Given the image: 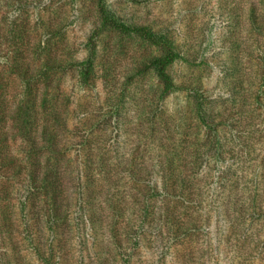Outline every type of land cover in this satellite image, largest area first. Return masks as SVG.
<instances>
[{"label": "rangeland", "instance_id": "obj_1", "mask_svg": "<svg viewBox=\"0 0 264 264\" xmlns=\"http://www.w3.org/2000/svg\"><path fill=\"white\" fill-rule=\"evenodd\" d=\"M107 6L122 22L172 40L178 90L163 101L146 68L161 52L138 38L101 32L95 77L80 78L75 65L101 27L98 0H0V264H264V0ZM15 21L33 70L49 38L66 61L51 88L56 97L39 108L41 118L53 105L59 115L47 123L69 143L60 148L64 165H83L90 152L96 168L91 200L76 197L84 183H60L73 195L64 191L53 227L47 197L19 189L24 123L15 116L21 90L8 46ZM36 90L41 103L45 84ZM168 171L187 180L182 189L176 183L178 196L162 190Z\"/></svg>", "mask_w": 264, "mask_h": 264}, {"label": "trees", "instance_id": "obj_2", "mask_svg": "<svg viewBox=\"0 0 264 264\" xmlns=\"http://www.w3.org/2000/svg\"><path fill=\"white\" fill-rule=\"evenodd\" d=\"M98 16L101 22V27L99 30L94 32L92 39L89 41L90 53L87 59L79 64L75 65L80 73V78L84 81H91L95 77V57H96V43L95 38L103 31L119 33L123 37H131L140 39L145 45L157 48L161 53L157 56L150 57L147 61V69L153 70L158 83L161 86V92L159 93V98L163 101L165 95L169 92L178 90L176 87L172 76L169 74V68L176 62L177 53L172 40L162 34L153 31L149 26L143 25H128L122 22L113 12H111L107 6V0H98ZM8 39V46L10 49L15 51V63L11 76L14 77L15 86L21 90V93L17 95L18 106L15 111L17 114L15 116L23 118L22 134L24 137V145L22 151L21 159H18L20 175H23L24 179L21 181L23 185L19 186V189L25 188L26 190L36 189L41 191L47 199L48 208L47 211L52 215L49 219L50 224L53 225L59 220V216L62 210V204L59 202L64 194H67L68 200L71 198L73 193L67 192L64 187H61L60 183H84L81 184V188L78 191L76 197L80 198L81 202H86L94 198L93 192H89L93 188V185L89 183L93 182L92 170H95L92 154L87 152L86 158L83 160V165H78L76 167L66 166L63 163V155L60 148L61 146H66L69 143L60 140L61 137L59 132H57L54 126L49 125L47 122L50 119L54 121L58 120V113L54 105L48 111V114H44L42 118L40 117V109L46 111L47 102L56 97V90L51 88L53 81L56 80L57 74L63 72L65 60H59L54 47L56 43L51 42L52 38H49L47 46H45V52L40 51L46 55L44 59L36 49L34 52V60L37 61L36 69H32V65L27 61L26 53L23 52L21 46H18V41H24V31L19 26L18 21L10 24ZM60 32H55L59 34ZM40 61V62H39ZM32 64L34 62L32 61ZM259 70L257 75L264 82V60L258 64ZM108 78V75H105ZM39 80L45 84V98L40 103L37 98L36 84ZM4 88V86H3ZM49 98V99H47ZM0 110H7L0 107ZM7 112V111H5ZM205 111L202 112V114ZM206 115L205 122L209 119L208 113ZM40 120H44L43 124ZM41 126V128H40ZM60 138V139H59ZM219 147L222 146V140L220 137L213 136L211 142ZM42 146V147H40ZM39 149V150H36ZM220 149V148H218ZM216 153H213V156ZM219 154V153H218ZM104 159H101L102 166L104 167ZM80 166H83L80 168ZM79 167V168H78ZM86 177V179H85ZM166 178L163 183L162 190L167 192L169 195L178 196L177 184H180L181 189L187 183L184 178H177L173 181L174 175L172 171H168L164 174ZM106 180L109 179L105 177ZM27 183V184H26ZM87 183V185H86ZM172 183V184H171ZM185 190L187 193L188 191ZM21 192V191H20ZM31 195L33 193H30ZM193 192L190 193L192 197ZM191 199V198H190ZM170 221H173L172 213Z\"/></svg>", "mask_w": 264, "mask_h": 264}]
</instances>
